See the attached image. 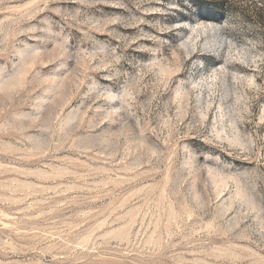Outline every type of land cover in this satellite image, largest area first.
Returning a JSON list of instances; mask_svg holds the SVG:
<instances>
[{
  "label": "rangeland",
  "instance_id": "374dc122",
  "mask_svg": "<svg viewBox=\"0 0 264 264\" xmlns=\"http://www.w3.org/2000/svg\"><path fill=\"white\" fill-rule=\"evenodd\" d=\"M0 264H264V0H0Z\"/></svg>",
  "mask_w": 264,
  "mask_h": 264
}]
</instances>
